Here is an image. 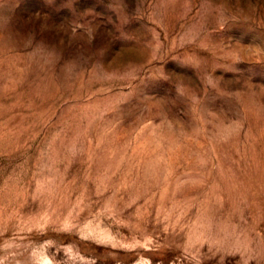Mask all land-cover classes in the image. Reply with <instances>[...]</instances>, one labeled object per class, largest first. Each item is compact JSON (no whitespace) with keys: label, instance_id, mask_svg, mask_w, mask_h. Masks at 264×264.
<instances>
[{"label":"rangeland","instance_id":"rangeland-1","mask_svg":"<svg viewBox=\"0 0 264 264\" xmlns=\"http://www.w3.org/2000/svg\"><path fill=\"white\" fill-rule=\"evenodd\" d=\"M0 264H264V0H0Z\"/></svg>","mask_w":264,"mask_h":264}]
</instances>
